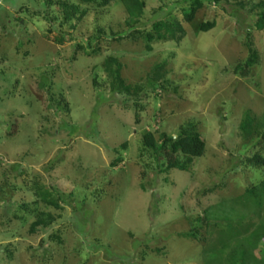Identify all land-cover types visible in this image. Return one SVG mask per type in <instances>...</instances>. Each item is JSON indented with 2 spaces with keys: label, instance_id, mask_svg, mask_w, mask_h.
<instances>
[{
  "label": "rangeland",
  "instance_id": "obj_1",
  "mask_svg": "<svg viewBox=\"0 0 264 264\" xmlns=\"http://www.w3.org/2000/svg\"><path fill=\"white\" fill-rule=\"evenodd\" d=\"M62 1L79 4L0 0V264H230L238 242L264 230V191L259 204L247 196L264 183V168L248 164L264 144L241 129L247 115L254 126L264 117V29L249 30L263 0L204 2L192 23L183 0H144L136 18L113 1L82 5L71 24ZM158 21L186 37L162 30L148 46ZM110 57L126 86L154 76L164 89L113 95ZM191 127L204 156L166 172L144 134ZM248 251L264 262V240Z\"/></svg>",
  "mask_w": 264,
  "mask_h": 264
},
{
  "label": "trees",
  "instance_id": "obj_2",
  "mask_svg": "<svg viewBox=\"0 0 264 264\" xmlns=\"http://www.w3.org/2000/svg\"><path fill=\"white\" fill-rule=\"evenodd\" d=\"M79 4H73L69 1H62L59 4L62 7V13H63V23L64 24H71L75 20H82L86 13L82 10V5H89L95 8H104L109 6L113 1L120 2L126 12L129 16L132 18L140 17L145 12V3L144 0H77ZM213 0H183V3L190 2L191 7L189 13H186V20L189 23H192L195 19V16L199 9L203 6L204 2H212ZM262 12L255 16L257 21L252 23L249 30L252 29H264V0L261 1L257 5ZM231 15L237 17L239 21L242 20L241 12L239 10H234ZM254 21L255 19L252 18ZM254 24V25H253ZM216 27L215 22H208L204 23L200 26V31L202 33H209ZM162 30L165 31V33L170 34L173 40L181 41L186 37V32L177 22H168V21H158L154 24L151 31L147 32L145 34L146 41L148 43V46L152 42L157 40H164L165 35H162ZM178 32L179 35H175V33ZM247 46L250 50V58L248 61L247 66L251 67L255 63L258 62L257 60V54L254 51V45L251 38H248L247 40ZM149 51H152L150 47H148ZM240 67H237L236 71ZM105 69L108 73V78L111 80V93L113 95L117 94H124L127 96L133 95L132 92L135 91L136 94L138 91L143 90L145 94H147L149 91L153 90H162L164 87L159 83V79L154 76H149L147 79V82L145 86L142 87H134V89L130 86H126L122 77H121V70H122V64L118 62L116 58L110 57L105 62ZM133 90V91H132ZM134 97H137V95H133ZM255 120L252 119L250 116H246V121L242 125V132L244 135H248V133L256 132L258 134V137L260 138V142L264 144V117L262 120V123L254 126L253 122ZM143 142L145 147L148 149V151L153 155L156 156L158 154L163 155L165 161H166V172L170 171H181L186 172L188 171L189 166L193 163L195 159L202 158L206 151V144L201 138V136L195 132V129L193 127L186 129L182 128L181 132L178 134L177 138L170 137L167 134L163 133L159 136V139L156 138V136L153 133H146L143 136ZM260 145H258L259 147ZM180 156L183 157V160L180 159ZM248 164L251 166L256 167H263L264 168V155L260 152H257L251 159L248 160ZM264 191V183L261 184V187H255L247 191V196L252 197L253 202L261 203V192ZM65 195L61 196V199H64ZM53 206H57L56 201H51ZM255 204V203H254ZM244 219L240 218V220H233L231 222V219H225L223 222H225L226 229L232 231L234 224L241 225L242 221ZM42 224V221H37L32 225V231H34L38 226ZM233 232V231H232ZM231 241H233L234 237L231 235ZM239 239V238H238ZM240 240V239H239ZM264 240V230L262 232L256 234L253 238H249L246 242V245L244 246V241H239V245L235 247L232 251V253L229 256V263L230 264H248L251 259L249 257L248 250L255 249L257 246ZM237 260V262H234ZM254 264V261H253ZM259 264H264V262H259Z\"/></svg>",
  "mask_w": 264,
  "mask_h": 264
}]
</instances>
